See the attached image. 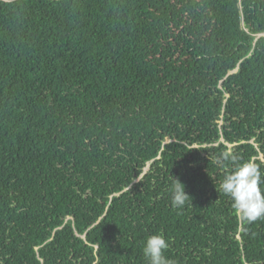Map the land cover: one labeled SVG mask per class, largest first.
<instances>
[{
	"label": "trees",
	"instance_id": "obj_1",
	"mask_svg": "<svg viewBox=\"0 0 264 264\" xmlns=\"http://www.w3.org/2000/svg\"><path fill=\"white\" fill-rule=\"evenodd\" d=\"M225 150L264 172V0H0V264H264Z\"/></svg>",
	"mask_w": 264,
	"mask_h": 264
},
{
	"label": "clouds",
	"instance_id": "obj_2",
	"mask_svg": "<svg viewBox=\"0 0 264 264\" xmlns=\"http://www.w3.org/2000/svg\"><path fill=\"white\" fill-rule=\"evenodd\" d=\"M219 160L222 165L225 162L235 165L220 183V190L230 197L233 210L248 224L264 220V172L260 166L251 160L237 163V156L227 150L220 154ZM173 181L171 206L183 208L191 197L179 179ZM169 246L162 233L147 237L142 251L148 264H175L165 256Z\"/></svg>",
	"mask_w": 264,
	"mask_h": 264
},
{
	"label": "rangeland",
	"instance_id": "obj_3",
	"mask_svg": "<svg viewBox=\"0 0 264 264\" xmlns=\"http://www.w3.org/2000/svg\"><path fill=\"white\" fill-rule=\"evenodd\" d=\"M222 141V140H221ZM214 145H218V143H216V144H214ZM206 146H209L208 144H206V145H203V147H206ZM229 146V148H232L233 147V145H228ZM193 147H199V146H193Z\"/></svg>",
	"mask_w": 264,
	"mask_h": 264
}]
</instances>
